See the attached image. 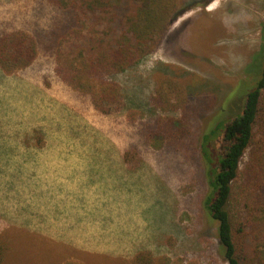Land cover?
<instances>
[{"label": "rangeland", "instance_id": "1", "mask_svg": "<svg viewBox=\"0 0 264 264\" xmlns=\"http://www.w3.org/2000/svg\"><path fill=\"white\" fill-rule=\"evenodd\" d=\"M68 24L47 0H0V36L22 30L39 45L28 69H0L4 264H130L142 251L154 264H224L205 206L204 157L217 163L225 124L242 114L259 75L258 62L249 64L262 44L264 0H211L189 10L154 54L113 76L126 109L108 116L55 74ZM161 75L185 85L186 110L154 108ZM161 116L185 117L189 133L156 150L145 136Z\"/></svg>", "mask_w": 264, "mask_h": 264}, {"label": "trees", "instance_id": "2", "mask_svg": "<svg viewBox=\"0 0 264 264\" xmlns=\"http://www.w3.org/2000/svg\"><path fill=\"white\" fill-rule=\"evenodd\" d=\"M47 1L69 19L55 50L56 76L88 96L98 114L108 116L126 109L123 88L113 76L142 64L158 50L179 18L195 7H207L211 0ZM262 33L261 47L248 65L258 62L259 75L245 95L243 112L225 124L217 163L204 157L210 179L205 206L216 222L224 264H264V24ZM69 45H77V49ZM38 52V42L31 34L22 30L4 33L0 36V69L7 75L24 71L33 65ZM249 67L245 74L251 73ZM188 102L181 81L167 75L158 77L151 98L155 109L177 113L186 110ZM128 117L131 122L137 120L133 112ZM156 124L145 136L156 150L189 133L185 117L161 116ZM203 139L206 151L208 134ZM8 254L9 242L0 234V264ZM154 263L149 251L139 252L130 262ZM64 264L83 263L68 260Z\"/></svg>", "mask_w": 264, "mask_h": 264}]
</instances>
